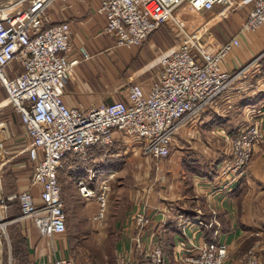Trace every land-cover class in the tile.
Masks as SVG:
<instances>
[{
    "label": "built area",
    "instance_id": "obj_1",
    "mask_svg": "<svg viewBox=\"0 0 264 264\" xmlns=\"http://www.w3.org/2000/svg\"><path fill=\"white\" fill-rule=\"evenodd\" d=\"M19 1L1 4L0 8V83L7 96L4 105L16 111L31 140L27 153L33 169L30 187L11 198L18 200L19 219L31 218L46 238L66 231L57 171L67 155L86 162L85 154L93 151L100 154L93 153L94 163L116 159L121 156V149L115 150L116 143L124 145L127 152L126 142L132 140L144 156L165 158L174 136L186 127L192 129L205 106L250 65L236 73L222 70L224 56L239 45V39L234 36L207 55L186 29L184 10L229 8L235 5L233 0H97L96 14L103 19L101 31L113 37L116 47L140 46L151 32L165 24L174 30L177 43L170 53L159 55L160 72L147 88L133 83L127 87L124 100L88 108L70 107L63 100L66 81L73 68L90 56L83 47L78 55L70 56V22H49L45 15L52 3L90 0H28L25 8L8 13ZM249 1L251 8L240 27L247 33L264 26V0H245ZM198 56L204 58L203 62ZM257 113L260 115L253 122L230 136V156L219 170V182L235 184L245 177L256 145L264 142V110L258 108ZM32 186L37 187V198ZM76 189L86 202L95 201L96 209L90 219L100 228L107 210L109 177L101 170L89 168L85 178L76 180ZM134 221L140 229L149 218L139 211ZM190 224L211 225L197 214L183 219V234ZM177 244L184 264H223L228 251L227 244L221 241L181 238ZM135 249L147 263L163 264L159 245L143 249L137 235ZM52 264L75 262L71 257L57 256ZM116 264H132L129 252L120 253ZM240 264H261L257 250L248 251Z\"/></svg>",
    "mask_w": 264,
    "mask_h": 264
},
{
    "label": "crops",
    "instance_id": "obj_2",
    "mask_svg": "<svg viewBox=\"0 0 264 264\" xmlns=\"http://www.w3.org/2000/svg\"><path fill=\"white\" fill-rule=\"evenodd\" d=\"M233 1L235 4L234 12L224 14L209 26L199 27V30L191 32L201 45L203 52L207 55L218 50L222 44L231 40L232 37L235 36L239 39V45L233 47L224 56L221 62L222 70L236 73L250 64L244 73L235 75L236 77L226 91L205 106L202 111V121L204 122V127L207 128L211 127L212 124L217 126L225 125L230 129L244 127L247 123L246 121H248L244 116L246 115L244 109L259 108L261 97H264V69L261 64V60L264 62V26L249 33L240 31L241 24L251 8L252 1ZM97 5V0L80 3L73 7L72 14L68 17L63 16L64 19L70 22L71 26L70 56L75 55L78 47H85L93 55L92 48L94 49L95 44L102 47L109 45L105 39L95 40L93 37V32L100 30L101 24H103V19L96 14ZM216 8L220 7L215 6L212 10ZM200 15H202V11L191 10L190 16L196 18V20ZM157 38H159V35L156 31L149 36L147 45L151 47L155 42L154 39ZM108 40L110 39L108 38ZM122 53L120 51V54ZM198 59L203 62L204 58L198 56ZM84 63L88 62H80L73 68L65 84L63 100L70 107L88 108L104 103H94L93 97L84 94L83 81L81 82L79 77L80 69ZM149 85L150 83L143 84L144 88ZM124 98L125 96L119 100H124ZM112 101L108 102L111 103ZM211 108L215 109L211 112ZM230 108H233L232 115H230ZM206 112L210 113V116L206 115ZM223 114L224 116H221ZM240 119H243V122L239 123ZM192 132L191 128L186 127L173 138L170 156L164 160V163H167L169 159L171 160L170 163L172 162L167 169L162 167L163 161L161 160L155 170H152L149 184V201L148 204H141V211L149 218L150 224L144 227V231L138 230L137 235H141L139 236L143 249L148 248L145 242L148 234L154 240H170L171 247L169 250L171 248L175 250V244L181 238L194 239L196 241L204 239L225 242L229 245L231 257L226 264H232L234 261H236L234 264H239V260L236 259L246 254L251 242L259 243L261 237L264 239V143L257 145L245 177L235 184L216 183L217 170L215 167L220 166L223 156H215L214 148H212L211 154L202 152V154L200 152L195 154L184 150L183 147L187 143L196 142L198 145L202 143L203 146H206L204 140L199 136L200 133L196 136V133L193 132V135L191 134ZM206 141L209 145L214 144L213 140ZM217 145L219 144L217 143ZM123 146L119 141L115 146V150L121 149V155L126 153ZM88 152L86 162L87 160L92 162V155L96 153L90 155V151ZM99 155L96 154V156ZM119 157L116 159L108 158L107 162H97L96 165L90 164L88 167L85 165L86 162H81L82 160L80 159H72L67 155L58 170L57 181L59 182L58 179L60 178L61 180L65 176L76 183V180L81 178L82 174H86L89 168L101 170L111 179L115 174L120 175L122 173L120 169L115 171ZM157 161L155 160V164ZM175 161L181 162L182 168L180 171L175 168ZM152 162L154 163V161ZM77 167L78 171L73 174V169ZM164 178L168 181L165 186ZM160 179L161 183L159 182ZM72 187L73 192L75 191L77 195L76 202H78V205L74 202L71 206L63 200L66 215V231L64 234L46 238L40 235L34 223L26 222L24 224L31 264H52L57 256H71L66 237L67 222L69 223V206L73 208L74 215L76 213L84 215V219L86 218V222L90 225L92 231L89 233L90 237L102 235V232L98 231L100 229H97L90 219L96 209L95 201L86 202L79 196L73 183ZM31 190L35 198H37V187L32 186ZM109 194L110 189L108 192V202L110 203ZM109 203H107L108 206ZM75 204L78 212L74 209ZM212 209L215 211L214 214L211 213ZM107 213L109 214L110 212ZM197 214H200L205 224L211 223V225L203 227L190 224L185 227L183 234V219L194 218ZM93 230L98 232L94 233ZM257 252L260 257L264 258V245H261ZM132 255L134 259L139 256L142 261L144 260L135 247ZM173 255H175V252Z\"/></svg>",
    "mask_w": 264,
    "mask_h": 264
},
{
    "label": "rangeland",
    "instance_id": "obj_3",
    "mask_svg": "<svg viewBox=\"0 0 264 264\" xmlns=\"http://www.w3.org/2000/svg\"><path fill=\"white\" fill-rule=\"evenodd\" d=\"M14 1L16 0H0V4L13 3ZM27 4L28 0H20L17 2V5L11 6L7 12L14 14L16 11L25 8ZM79 4L80 3L77 2H55L50 4L45 15L47 21L59 22L63 20V16L68 17L73 13V7ZM234 11V6L229 8L220 7L210 12L202 11V15L198 16L196 20V18L190 16L191 10L186 9L183 12V17L186 21V29L191 33L194 30H199V27L209 26L215 22L218 17H222L224 14ZM156 31L158 32L159 38L154 39L155 42L150 47L147 45L149 36ZM149 36L140 46L126 48L116 47L113 37L102 33L101 29L93 32L95 40L105 39V41H108L109 45L102 47L96 45L94 42V49L92 48L93 55L83 47L90 56L89 59L83 60L88 63L82 64L80 69L81 72L79 77L80 81H83L82 86L84 94L93 97L95 100L94 103H109L108 101L110 100L122 99L126 95V90L129 85L133 83L143 85L157 79L160 72V66L158 64L159 55L170 53L175 48L177 40L174 30L167 24L158 27L151 32ZM108 38L110 40H108ZM79 49L78 47L75 55H78ZM120 51L123 53L120 54ZM247 85L249 86V84ZM260 85L259 87H261ZM6 98L5 89L0 83V142L2 144V147H0V264H26L24 260L28 261V264H31L29 261L30 256L24 224H26V222L33 223V220L29 217L19 219L20 210L18 201L14 199L16 197L11 198L12 195H17L19 192L27 190L30 187L29 184L33 163L28 157L27 148L31 144V140L27 136L16 111L10 105H4ZM263 99L264 97H261V105L259 107L261 112L264 108ZM213 109H210L211 112ZM245 109L244 112L246 115L244 116L248 120L246 124L253 122V119L260 115V113H257L258 108ZM229 110L231 114H228L232 115L233 108ZM202 114L201 112L200 117L192 126V130L196 133V136L200 133L199 136L204 140L206 146H203L202 143L198 145L195 142L192 144L187 143L183 148L195 154L199 152L200 154H211L212 148H214L215 156H223L220 166L215 167L217 170L215 182L217 183L219 182V170L230 156V136L232 133L241 130V128L230 129L228 126H217L216 124H212L211 127L208 128L204 127ZM206 115L210 116V113L206 112ZM221 116H224V114ZM242 120L243 119H240L239 123L243 122ZM193 132L191 134H193ZM206 140H213L214 144L209 145ZM126 143L129 149L125 154L119 157L117 162L118 166L117 169H115V171L120 169L122 173H120V175L115 174L111 179L109 178V199L111 201L109 203L107 200V203H109V206L107 205L108 211L106 210L102 226L100 228L98 227V229H100L98 231H101L102 235L90 237L89 233L92 231L90 225L86 222V218L84 219V215L81 213H76L74 215L71 206L74 202L78 205V202H76L77 195L75 191L73 192L72 183L75 186L76 183L65 176H63L61 180L60 178L58 179L62 198L71 205L68 208L69 223L67 222L66 237L67 245L71 251L70 257L75 264H116V258L122 252H129L132 264H149L145 260L142 261L139 256H136L134 259L132 252L135 247V237L137 236L138 230L144 231V227L150 224V220L145 226L139 229L135 225L134 215L141 211V206L144 203L148 204L152 170H155L157 164H159L161 160L163 161V168L167 169L169 164L171 165L172 162L170 163V159L167 160V163H164L165 158L167 159V157L170 156L171 151L165 158H149L136 149L138 144L134 141L128 140ZM217 143L219 145H217ZM262 143L257 145H261ZM209 148H211L210 151H208ZM93 153V151H90V155ZM88 154L89 152L85 155ZM108 160V158H105V161L102 162H107ZM155 160H158L156 164ZM152 161H154V163ZM97 162L94 163L93 161L90 162L87 160L85 165L89 167L90 164H93L94 166ZM174 166L179 169V171L182 168L180 161H175ZM77 171L78 167L73 169V174H76ZM58 176L57 171V178ZM81 177L85 178L86 174H82ZM159 182L161 183V179ZM166 184H168V181L164 178V186ZM76 204L74 209L78 212ZM213 211L212 209V214L215 213V211L214 213ZM107 212L110 213L108 214ZM98 231L93 230L94 233ZM24 239L26 241V248H24ZM262 239L261 237L259 243L251 242V246H247L249 247L248 251L252 249L258 250L261 245H264V239L263 241ZM145 242L148 247L145 248L146 250L150 249L153 245H159L163 254V264H184L179 259L178 253L180 251V245L178 246L177 243L175 244V250L171 248L169 252L165 254L159 239L154 240L153 237L148 234ZM170 247L171 245L168 248ZM227 248V256L223 264H226L227 260L231 259L228 244ZM173 251L175 255H173ZM245 255L240 258L238 257L236 260H239L241 263ZM258 256L261 264H264V258L260 257L259 253ZM234 262H232V264H234Z\"/></svg>",
    "mask_w": 264,
    "mask_h": 264
},
{
    "label": "trees",
    "instance_id": "obj_4",
    "mask_svg": "<svg viewBox=\"0 0 264 264\" xmlns=\"http://www.w3.org/2000/svg\"><path fill=\"white\" fill-rule=\"evenodd\" d=\"M261 64H262V67H263V69H264V62H263V60H261ZM14 199H16V198H14ZM17 200V199H16ZM18 201V200H17ZM23 242H24V248H26L27 246H26V241H25V239L23 240ZM160 244H161V246H162V249H163V251H164V253L166 254V253H168L169 252V246L171 245V241L170 240H163V239H161L160 240ZM16 252V251H15ZM26 256V255H25ZM24 262H26V264H28V261H26V260H24Z\"/></svg>",
    "mask_w": 264,
    "mask_h": 264
},
{
    "label": "bare ground",
    "instance_id": "obj_5",
    "mask_svg": "<svg viewBox=\"0 0 264 264\" xmlns=\"http://www.w3.org/2000/svg\"><path fill=\"white\" fill-rule=\"evenodd\" d=\"M16 1H17V0H16ZM13 3H14V2H13ZM8 4H9V3H8ZM8 4H7V5H8ZM10 4H11V3H10ZM0 223H1V216H0Z\"/></svg>",
    "mask_w": 264,
    "mask_h": 264
},
{
    "label": "water",
    "instance_id": "obj_6",
    "mask_svg": "<svg viewBox=\"0 0 264 264\" xmlns=\"http://www.w3.org/2000/svg\"><path fill=\"white\" fill-rule=\"evenodd\" d=\"M0 8H1V4H0Z\"/></svg>",
    "mask_w": 264,
    "mask_h": 264
}]
</instances>
